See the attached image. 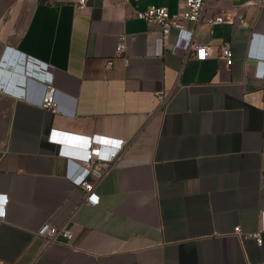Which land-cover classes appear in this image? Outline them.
Instances as JSON below:
<instances>
[{
	"label": "crops",
	"instance_id": "obj_1",
	"mask_svg": "<svg viewBox=\"0 0 264 264\" xmlns=\"http://www.w3.org/2000/svg\"><path fill=\"white\" fill-rule=\"evenodd\" d=\"M184 1L92 0L78 10L70 0H0V194L9 198L0 264H264V242L235 233L258 230L264 210V79L255 77L264 57L250 55L255 33L264 53V0H210L205 19L247 22L189 24L214 56L173 54L174 36L157 55L160 28L136 12H176ZM123 34L127 53L114 56ZM224 41L231 66L218 55ZM42 81L57 89V112L41 107ZM158 90L171 93L164 104ZM52 130L77 146L93 134L128 140L104 177L91 176L97 205L84 203L70 178L79 163L59 154ZM47 222L67 223L72 239L39 236Z\"/></svg>",
	"mask_w": 264,
	"mask_h": 264
},
{
	"label": "built area",
	"instance_id": "obj_2",
	"mask_svg": "<svg viewBox=\"0 0 264 264\" xmlns=\"http://www.w3.org/2000/svg\"><path fill=\"white\" fill-rule=\"evenodd\" d=\"M92 0H70L71 4L78 10H84L88 7ZM126 1V0H124ZM210 0H185L183 8L176 12L170 11L165 6L149 5L145 9L136 12L137 18L146 21L150 25H157L160 28L159 36L153 39L155 53L162 56L165 52V44L174 36V40L169 48L170 52L177 54L182 58L192 57L203 61L214 56L212 47L208 44H197L194 41L195 29H189V24L195 27L200 25L204 20L213 26L220 23L230 24L232 26L247 24L246 20L238 14H219L214 17L205 19L204 13ZM253 39L252 50L250 55L255 57H264L260 48L256 43V35ZM182 43V46H179ZM128 39L125 34L119 37L116 44L114 56H125L128 50ZM219 56L225 59L226 64H233V50L230 41H224L219 46ZM259 49V50H258ZM259 51V52H256ZM108 66H112L113 62L108 61ZM49 74H53V68L49 67ZM255 77L264 79V60L258 59L256 62ZM32 78V77H30ZM40 78V77H36ZM41 79V78H40ZM43 82V81H42ZM46 90L43 95L41 107L50 109L53 112L58 111L56 101L57 89L51 84L43 82ZM161 104L167 102L171 93L163 90L156 92ZM50 140L58 143L59 154L68 160H74L79 163L77 170L70 174V178L74 184L81 187L85 193L84 203L88 205H97L100 201L97 183L91 179L93 174H97L100 178L104 177L115 164L120 153L125 149L128 140L124 138H105L96 134L89 135L83 139V143L79 146L67 144L64 137L52 130ZM8 195L0 194V219L5 218V207L8 203ZM235 233L242 238L255 239L258 244H263L264 238V210L261 214V227L253 232H244L241 226L235 227ZM38 235L45 238L48 242L55 241L59 236H63L70 240L73 237V231L68 224L55 226L51 223H45L38 231ZM12 264V263H8Z\"/></svg>",
	"mask_w": 264,
	"mask_h": 264
}]
</instances>
